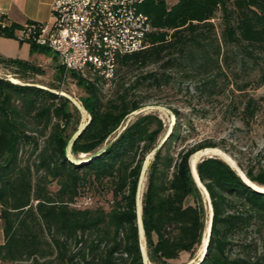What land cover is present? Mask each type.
<instances>
[{"label": "trees", "instance_id": "16d2710c", "mask_svg": "<svg viewBox=\"0 0 264 264\" xmlns=\"http://www.w3.org/2000/svg\"><path fill=\"white\" fill-rule=\"evenodd\" d=\"M141 9L150 20L147 45L118 56L112 78L68 73L90 116L73 143V154L94 153L109 136L108 147L86 162L74 164L64 157L81 116L67 98L0 77L1 264H142L136 182L144 155L167 126L154 112L137 114L119 133L118 126L143 106L150 90L188 82L213 94L223 89L222 78L231 83L230 56L241 69L248 60L264 61V0H146ZM22 27L0 24V35L16 37ZM28 42L32 50L49 51ZM0 65L10 66L14 74L31 68L41 72L28 61L1 55ZM258 70L259 85L264 83V67ZM56 76L63 77L61 66ZM109 83L114 88L106 95L102 87ZM247 84L235 80L234 87L241 92ZM241 96L239 119L250 126L261 103L253 95ZM170 109L176 119L148 165L141 194L145 249L152 264H167L179 252L192 253L201 245L207 221L204 195L191 176L188 156L198 148L217 146L204 139L174 153L172 144L181 136L183 121L176 108ZM196 171L213 210L198 264H264V192L248 186L219 156L198 161ZM244 172L264 186V168ZM93 192L111 193L108 209L76 205ZM187 198L194 203H186Z\"/></svg>", "mask_w": 264, "mask_h": 264}, {"label": "rangeland", "instance_id": "374dc122", "mask_svg": "<svg viewBox=\"0 0 264 264\" xmlns=\"http://www.w3.org/2000/svg\"><path fill=\"white\" fill-rule=\"evenodd\" d=\"M174 3V1H173ZM219 12L214 18L217 23L219 21ZM0 24H6L5 21H0ZM31 40V39H26ZM32 41V40H31ZM37 61L33 60L32 65H37L40 73L34 70L27 69L25 71H15L10 66L2 67L0 65V73L12 75L20 81L38 82L44 85H53L62 88L73 94L76 98L78 89L70 76L58 78V62L51 57L49 51H40L36 54ZM230 69H233L229 79L231 83L222 78L220 83H223V89L219 92L208 94V91H197L188 82H174V86L162 88L161 90H150V97L141 107L151 104H159L167 107H174L178 110L181 124V136L172 144V151L177 153L181 148L189 147L190 145L210 139L217 144L227 155H229L236 163L239 162L243 166V170L248 167L255 169L264 168V83L257 84L255 79L258 75V69L264 67V61H258L257 64L251 60L245 62L242 66H235L237 58L230 56L228 58ZM235 67V68H234ZM235 69V70H234ZM237 73V74H236ZM231 77V78H230ZM235 80L238 83L249 81L243 91L237 90ZM114 88L113 83H109L102 87L103 92L109 95ZM241 95L255 96L261 103V107L257 112L255 120L250 126H244L239 119ZM154 112L160 117L164 125H168L171 121V115L163 108H145L140 113ZM172 112V111H171ZM139 114V113H138ZM137 114L128 115L124 123H128L135 118ZM86 114L81 113L80 123L85 121ZM176 116H174V121ZM153 158V157H152ZM151 158V160H152ZM197 159V158H196ZM146 187V175L142 185V192ZM57 186L53 184L51 190H55ZM83 199L78 200L82 203ZM205 217L208 218V203L203 196ZM111 203V193L98 194L92 193V198L86 206L102 205L105 209L109 208ZM186 203L193 204L192 198H187ZM205 238V235L203 236ZM145 247V239L142 240ZM200 247H197L192 253L188 251L179 252L178 256L167 260V264H193L197 259ZM16 264V263H15ZM152 264V263H148Z\"/></svg>", "mask_w": 264, "mask_h": 264}, {"label": "built area", "instance_id": "2783aa9c", "mask_svg": "<svg viewBox=\"0 0 264 264\" xmlns=\"http://www.w3.org/2000/svg\"><path fill=\"white\" fill-rule=\"evenodd\" d=\"M144 1L54 0L50 20L26 22L17 37L47 47L62 67L63 78L74 71L81 77L97 74L110 79L118 56L147 45L151 26L141 9ZM89 202L90 197H85L76 205Z\"/></svg>", "mask_w": 264, "mask_h": 264}, {"label": "water", "instance_id": "95a60500", "mask_svg": "<svg viewBox=\"0 0 264 264\" xmlns=\"http://www.w3.org/2000/svg\"><path fill=\"white\" fill-rule=\"evenodd\" d=\"M0 77H5V78H7L13 82H16V83L33 84L35 86H39V87L48 89L49 91H52L58 95L64 96L79 110L80 113L86 114L87 119L79 124L77 129L72 133V135L69 137V139L67 140V142L65 144V147L63 150L64 157L67 160H69L70 162H72L74 164L86 162V161L90 160L91 158H93L94 156L98 155L100 152L104 151L108 147L109 143H107V142L109 140V136L105 139V144L100 149L95 151L94 153H91V154L79 153L78 155L73 154V152H72L73 143H74L75 139L78 137V135L80 134V132L83 130V128L86 126L88 121L90 120V116H89L88 112L86 111L84 106L81 104V102L73 94L69 93L68 91H66L62 88H52V87H49L47 85H44V84H41L38 82H23V81L17 80L12 75L6 74V73H2V74L0 73ZM145 108H156V109L163 108V109L167 110L168 113L171 115V121L167 125L164 134L160 137L157 144L144 155V158H143L142 163H141L139 175L137 178V182H136L135 214H136L137 235H138L139 245H140V249H141L142 264H148L149 263V260H148L147 254H146V249H145L144 245L142 244V240L144 239V226H143V220H142V214H141L142 185H143V181H144V178L146 175L148 165L150 164L151 158L154 156L156 151L161 148L163 142L168 138L169 133H170L172 126L174 124V114L167 107L159 105V104H151V105H147L145 107H140L138 109H134L131 112H129L128 115L138 114V113L144 111ZM126 124L127 123H124V121H123L118 126V133L120 132V130L122 128L125 127ZM212 156L221 157L237 172V174L242 178V180L248 186L254 188L257 191L264 192V186L257 185L254 182H252L246 176L244 170L229 155H227L220 148H218L216 146H205V147L198 148L189 154L188 164H189L191 176H192L193 180L195 181L196 185L201 189L204 197L206 198L207 203H208V210H209L208 211V218H207L206 226H205V232H204L205 238L203 237V239H202V243H201V247H200L197 259L194 261L193 264H198L199 261L202 260V258L204 256V253H205L206 247H207V243H208V238H209L210 231H211L212 216H213V210H212L210 196H209V193H208L205 185L202 183V181L198 177V173L196 171V164L198 161L202 160L203 158L212 157ZM194 158H197L196 161H193ZM225 158L228 159L230 162H232L233 165H231Z\"/></svg>", "mask_w": 264, "mask_h": 264}, {"label": "crops", "instance_id": "0c3cea01", "mask_svg": "<svg viewBox=\"0 0 264 264\" xmlns=\"http://www.w3.org/2000/svg\"><path fill=\"white\" fill-rule=\"evenodd\" d=\"M54 0H0V21L6 24L20 25L29 21L47 22L51 17V5ZM19 30L16 31V34ZM41 50H32L28 40L0 35V55L4 58L19 59L28 62L38 60L36 54ZM45 52V51H44ZM4 240L0 223V243ZM1 264V263H0Z\"/></svg>", "mask_w": 264, "mask_h": 264}, {"label": "bare ground", "instance_id": "6f19581e", "mask_svg": "<svg viewBox=\"0 0 264 264\" xmlns=\"http://www.w3.org/2000/svg\"><path fill=\"white\" fill-rule=\"evenodd\" d=\"M226 159V158H225ZM231 165H233L232 162H230L228 159H226ZM193 161H196V158L193 159Z\"/></svg>", "mask_w": 264, "mask_h": 264}]
</instances>
